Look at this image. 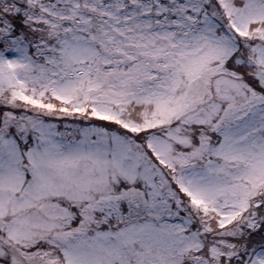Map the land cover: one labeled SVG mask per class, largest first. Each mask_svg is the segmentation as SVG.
Wrapping results in <instances>:
<instances>
[{
    "label": "snow or ice",
    "instance_id": "snow-or-ice-1",
    "mask_svg": "<svg viewBox=\"0 0 264 264\" xmlns=\"http://www.w3.org/2000/svg\"><path fill=\"white\" fill-rule=\"evenodd\" d=\"M0 264H264V0H0Z\"/></svg>",
    "mask_w": 264,
    "mask_h": 264
}]
</instances>
